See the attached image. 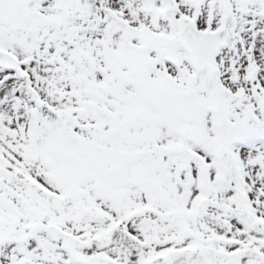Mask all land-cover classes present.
Masks as SVG:
<instances>
[{"label": "snow or ice", "instance_id": "1", "mask_svg": "<svg viewBox=\"0 0 264 264\" xmlns=\"http://www.w3.org/2000/svg\"><path fill=\"white\" fill-rule=\"evenodd\" d=\"M0 264H264V0H0Z\"/></svg>", "mask_w": 264, "mask_h": 264}]
</instances>
